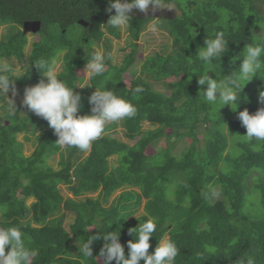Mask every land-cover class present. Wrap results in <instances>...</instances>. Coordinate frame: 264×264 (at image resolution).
Here are the masks:
<instances>
[{
  "label": "trees",
  "instance_id": "16d2710c",
  "mask_svg": "<svg viewBox=\"0 0 264 264\" xmlns=\"http://www.w3.org/2000/svg\"><path fill=\"white\" fill-rule=\"evenodd\" d=\"M171 2L181 14L159 19L171 42L143 58L139 75L134 68L135 40L153 17L131 14V50L120 64L108 61L103 76L81 87L76 84L83 82L80 71L92 47L107 33L103 46L105 53L110 52L111 38L121 37L119 29L106 25L115 14L107 11L109 0H0V26L8 25L7 32L0 34V61L27 60L20 73L9 62L4 66L16 79L18 95L24 96L26 87L46 79L32 67L35 60L43 58L54 68L62 59L57 75L69 87L76 85L73 91L81 96L82 105L77 115L91 113L89 97L96 88L112 90L137 107L134 118L122 120L125 137L135 140L134 144L103 133L83 161L75 155L76 148L68 149L59 169L48 163L62 149L45 119L30 110L21 114L19 102L0 114V227L15 226L22 231L27 246L39 253L33 264H103L101 233L116 229H120L127 255V242L133 239L128 229L149 218L157 223L149 252L161 236L171 239L180 250L176 264H240L248 258L264 264V141H246L242 136L246 128L238 119V112L245 108L254 114L264 107L258 95L264 89V72L245 85L237 110L225 105L219 112L199 96L206 85H198V74H204L206 67L196 58L208 37L223 32L228 50L213 64L223 75L238 72L242 57L233 63L234 58L252 42L256 27L264 29V0ZM35 21L40 25L33 34L38 33L39 39L27 53L29 38L23 28ZM128 70L135 75L126 83ZM209 75L217 78L214 71ZM154 83L169 94L156 89ZM137 85L144 91L133 99L131 89ZM145 122L155 127L145 130ZM112 126L106 124L105 130ZM21 132L36 137L30 155L18 139ZM184 137L191 138L190 145L179 150ZM114 156L117 164L111 165ZM63 184L73 194L65 200ZM120 188L125 190L106 207L110 195ZM255 190L260 207L251 199ZM97 191V197L88 195ZM143 201L140 219L132 217ZM63 207L75 216L69 229L63 221L65 212L50 219ZM89 236L98 237L92 243V259L79 253L78 244Z\"/></svg>",
  "mask_w": 264,
  "mask_h": 264
},
{
  "label": "clouds",
  "instance_id": "9594fccd",
  "mask_svg": "<svg viewBox=\"0 0 264 264\" xmlns=\"http://www.w3.org/2000/svg\"><path fill=\"white\" fill-rule=\"evenodd\" d=\"M115 14L110 16L107 24L114 29H123L132 21V11L137 9L148 13L158 10L177 9L171 0H109L107 11ZM159 21L153 20L148 25V30L158 31ZM264 27V26H262ZM193 36L195 33L192 34ZM94 51L88 53V62L85 68L84 79H95L101 77L107 71V62L115 63L114 52H107L92 47ZM88 48L85 47L87 52ZM228 50V40L223 32H218L213 38H207L205 46L198 48L196 58L206 67L204 74H198V85L201 87L199 96L208 105H230L235 111L241 102L240 99L245 85L254 77L264 72V32L252 37L240 53L235 57L233 63L240 60L239 71L223 75L217 72L213 62L221 59ZM42 74L46 79L39 83L28 86L24 92V105L35 115L45 119L58 136L55 142L61 149L78 148L87 151L92 143L100 138L109 122H119L131 119L137 115V107L130 100L117 95L112 90H96L89 97L91 113L77 115L80 111L81 96L74 94V87L87 86L77 83L69 87L66 82L58 78L56 70L43 58L33 62L32 67ZM31 67V69H32ZM214 71L217 78L209 75ZM188 79H192L190 75ZM16 79L8 73L6 68L0 69V93L7 94L11 88L13 95L16 94ZM144 91L142 85L131 89L133 99L138 98ZM259 101L264 104V89L259 90ZM247 100V99H246ZM12 104L16 106L13 100ZM219 108V110H220ZM238 119L246 128V134L242 135L246 141H264V107L259 108L254 114L248 109L238 112ZM3 211V210H0ZM137 218L138 215L135 214ZM140 219V218H139ZM92 228V227H91ZM117 230V229H116ZM101 233L105 243L100 249L99 256L103 257V264H176L179 249L176 243L168 238L160 237L158 246L153 252H149L150 237L157 232V223L152 218L141 222L136 227L128 229L133 239L127 242L128 254H125V246L120 242V229L117 231ZM98 237L89 236L79 245V253L83 257L92 259V243ZM9 246H11L10 250ZM38 250L29 248L25 242L22 231L15 227H0V264H33V258L38 255ZM240 264H254L251 258L241 261Z\"/></svg>",
  "mask_w": 264,
  "mask_h": 264
},
{
  "label": "rangeland",
  "instance_id": "374dc122",
  "mask_svg": "<svg viewBox=\"0 0 264 264\" xmlns=\"http://www.w3.org/2000/svg\"><path fill=\"white\" fill-rule=\"evenodd\" d=\"M177 8V7H176ZM112 12H115V10L113 9ZM133 15L137 16V17H145V16H149V17H153V19L151 18L150 20H148V22L146 23L141 36L139 39H136V46H137V53H136V64L134 65V68L137 69L136 70V75H139L140 72V68H141V64L143 62V58L151 55L152 53H154L155 51H159L161 50L166 43H170L171 42V38L169 37L168 33L166 32V30L162 29L160 26H158V31L156 32H152L150 30H148V25L153 21V20H159L161 19V17H173V16H177L179 14H181V11L177 8V9H164V10H158L155 13H153L151 11V9L149 10L148 13H144L141 12L137 9H133L132 13ZM109 15V14H108ZM107 15H104L103 21L106 22L107 21ZM149 19V18H147ZM104 22H101L102 25ZM161 23V21L159 20V24ZM39 28V26H33L31 24H26L23 28V30L25 32H27L28 38H29V44L27 45L26 51L28 53V51L31 49V43L33 41H36L39 39V34L35 33L33 34V31H36ZM102 30H106V28L104 26H102ZM8 29V25H3L0 26V34L1 33H5L7 32ZM121 32V37L117 38V37H112L111 38V44H110V52H114L115 54V63L120 64L124 58V56L131 50V43H132V37L129 31V27L126 26L123 29H119ZM254 32L256 35L261 34V32H264V29L261 28L260 26L256 27L254 29ZM107 35V33L105 34V36ZM105 36H103L101 38V41H98V44H95V47L105 51L104 48V39ZM2 62V65H0V69L1 68H5V64H7L8 62L11 63V65L14 67V70L16 73H20L22 71L25 70V64H27V60H19L17 58H12L10 60H6L3 59L0 61V63ZM86 68V67H85ZM85 68L80 71L81 76L83 77V75L85 74ZM54 69L56 70V72H59L62 69V59L57 61L54 65ZM134 72L131 70H128L127 72L124 73V79L126 83H129L131 81V79L134 77ZM89 79H83V82L81 83L82 85L86 82H88ZM151 80V79H150ZM153 81V80H151ZM154 86L156 89L159 90H163L166 93L169 94V90H167L164 86H162L159 83H154ZM11 100L14 101V103H18L20 104V113H26L27 111H29V109L27 108L26 105H24L23 100H24V96L22 95H18L17 93L15 94V96L13 95V92L9 90V92L7 94H3L0 98V114H2L5 110H13L14 105L12 104ZM220 108V105H216L215 107V111H218ZM223 109L222 107L220 108L219 112H221ZM214 111H212L211 113H213ZM216 113V112H214ZM213 113V114H214ZM215 115V114H214ZM110 123V122H109ZM107 123V124H109ZM114 124V126H112L111 128L108 127L104 133L106 134H111L113 136H116L118 138H120L121 140L127 141L130 144H134L135 140H129L125 137L124 134V128L122 125V120L119 122H111ZM155 126L149 124L148 122H145L143 125V128L146 129H150V128H154ZM35 135H33L31 132H21L18 135V139L21 140L22 142L25 143V154L26 155H30L33 153V151L35 150V146L37 143L36 137H34ZM236 137V136H235ZM234 137V138H235ZM164 141H162L160 143H163ZM191 142V138L188 137H184L180 142H179V150L180 149H184L187 146L190 145ZM234 144V141H233ZM232 147V146H231ZM68 148L66 147V149H62L60 153L55 154L53 157H51L48 160V163L50 165H52L55 169H59L61 167V159L63 157H66V155L69 154ZM77 150L76 152V156L79 155V160L83 161L85 159V157L89 154L90 149L87 151H80L78 148H76ZM156 150V149H155ZM110 163L111 165H116L117 164V158L116 156L111 157L110 159ZM61 192L62 195L64 197L63 200H65L67 197H72V191L69 189L68 186H66L65 184L61 185ZM125 190V188H120L116 191H114L112 193V195H110L109 199L107 200V202L105 203V206L108 207L110 206L113 201L120 195L121 192H123ZM99 194V191L95 192V193H89L88 195L93 196V197H97ZM251 195V199L255 202L256 207H260V195L257 192V190H255L254 192H252ZM33 201V198H30L28 200V203L30 204ZM145 201V200H144ZM144 201L141 204V206L136 210V212L134 214H132V217H135L136 215L142 214L144 212L143 209V205H144ZM248 203L250 204V199H248ZM64 206V204H63ZM250 206V205H249ZM66 213L65 217H64V225L67 229L70 228V224L74 221V214L70 211H68L66 209V207H63L61 209V212H56L54 213L50 219L55 218L56 216L62 215L63 213Z\"/></svg>",
  "mask_w": 264,
  "mask_h": 264
},
{
  "label": "water",
  "instance_id": "95a60500",
  "mask_svg": "<svg viewBox=\"0 0 264 264\" xmlns=\"http://www.w3.org/2000/svg\"><path fill=\"white\" fill-rule=\"evenodd\" d=\"M27 24H31L33 26H39L40 25V22L38 21H35V22H28Z\"/></svg>",
  "mask_w": 264,
  "mask_h": 264
}]
</instances>
